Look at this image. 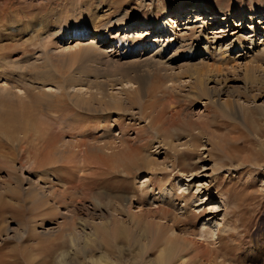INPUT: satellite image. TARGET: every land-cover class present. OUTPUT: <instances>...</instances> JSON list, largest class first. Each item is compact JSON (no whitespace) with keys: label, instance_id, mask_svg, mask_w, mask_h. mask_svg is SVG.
<instances>
[{"label":"rangeland","instance_id":"1","mask_svg":"<svg viewBox=\"0 0 264 264\" xmlns=\"http://www.w3.org/2000/svg\"><path fill=\"white\" fill-rule=\"evenodd\" d=\"M194 8L205 17L247 15L207 28L211 42L220 37L210 45L212 53L217 48L213 68L202 71L218 78L208 83L216 103L195 93L191 77L208 56L193 66L184 58L187 47L205 46L197 38L201 23L185 29L186 10ZM169 15L188 46L172 50L180 58L167 69L136 61L154 56L157 46L123 59L126 49L116 44L112 59L101 54L112 49L109 40L90 50L73 44L80 28L88 29L82 42L108 24L112 36L135 38L133 31ZM252 18L264 20V0H0V59L14 63L3 66L13 80L9 74L0 82V264H55L70 249L73 227L81 235L85 223L90 254L107 252L118 226L102 232L103 223L169 201L179 216L186 204L197 215L186 228L211 222L234 234L208 255L220 262L216 249L226 246L224 264H264V25L255 59L236 43L250 41ZM147 189L153 192L143 196ZM161 190L175 199L160 197Z\"/></svg>","mask_w":264,"mask_h":264},{"label":"bare ground","instance_id":"2","mask_svg":"<svg viewBox=\"0 0 264 264\" xmlns=\"http://www.w3.org/2000/svg\"><path fill=\"white\" fill-rule=\"evenodd\" d=\"M181 12L182 11L175 12L176 15L174 18L178 19V21H177L178 23L183 20V19L181 20V18H178L180 16L179 13H181ZM185 15H187V18H185L186 21H188L187 27H189L190 25L198 24V23L202 24V26L196 32H198L197 38L199 39V41H201V42L203 40L205 41V46L202 47V45H195V46L187 47L188 52L185 53L184 58L189 61L188 64L190 66H193L194 64L191 65V63L194 62L195 60H198L199 57H201L202 55L208 56L207 58L206 57H203V59L200 58L201 60L199 61L198 64H196L197 65L196 67H198V65H200V67L197 68L195 73L191 74V77H193L195 80V84H196V88H197V92H195V93L199 97L205 98L206 100H208L211 103H213V101L216 103V100H214V97H215L214 95H217V93L214 92L215 90L212 91V89H210L208 86L210 83L215 82L216 77H214V75H212L213 72L208 73L209 71H205L203 73L202 71L207 69V68L209 69L210 67H212L214 65V64L213 65L210 64L209 61L213 58V56H214L213 53L216 51L217 48L213 47L212 48L213 53H212L210 50V47H211L210 45H213L212 43H214L215 41H217V43H218L220 41L219 40L220 37H215V39H213L211 42L208 35H205L207 33L206 32L207 28L209 26H216L218 23L235 24L236 20L246 19L247 15H245V14H236V15L230 14V15H218L215 18H213L212 16L211 17L210 16L205 17L206 12H203V10L199 9V8H194L192 10H186ZM172 16L169 15L162 22H157V23L151 22L149 24V26H147L148 27L147 30L136 31L135 33L133 31L135 38H133L134 36L130 37L131 35L128 34V31H127V35H129V36H126L124 38H118V37L112 36V34H109L108 31L113 30V28L110 24H108V25H104L103 27L100 26V28L96 27L95 32H94L95 37H93L91 39H87L88 41H86V42H82L83 40H81V39H86V37H88V29L86 27L80 28L75 33L76 41L75 42L73 41V44L75 45L74 46L75 48L79 47V49H80L83 47L85 49L90 50L93 48L96 49L98 47V43L100 45V43H102V44L107 43V41L109 40L110 44H112L111 50H108V51H101V49L100 50L98 49V50L102 52L101 54H105L107 57L112 58V56L115 55V53L113 54V48H115L116 44L124 46L126 51H125V53L123 52L124 54L121 55V57L123 59L131 58V56L133 54H136L140 51L146 53L150 48H154L157 46L155 49L156 53L154 56H151V57L146 58L144 60H140V59L138 60L137 59L136 61H137V63L143 64L144 66H145V64H148L147 66H150L152 64L151 65L152 67L155 65L154 66L156 69L155 71H157V68H158L157 66H159V68L167 69V67L174 64V62L179 57L177 54V50L179 48L177 46H179L180 49L181 48L184 49V48H186V46H188V45H186L187 40L182 36H178L179 34L175 30V26H174V23L176 21L173 20ZM208 18H212V19H208ZM252 20L255 22H254V27L251 29V35L252 36H251L250 41H247V40L243 41L241 38H238V39H236V43L239 44V47H240L239 52H241L242 54L244 53V55H242L244 58L245 57L249 58L250 56H253L254 58L253 57H251V58L255 59L257 57L255 55V50L258 49V46H257L256 41L254 39L257 37V35L259 33V29H260L259 25H264V20L263 21L261 20L260 23L258 22L259 24L256 22L255 18H252ZM162 23H163V25H162ZM121 24L122 23H119L118 25H121ZM127 26L131 27V25H127ZM190 28L191 27L185 28V29L187 30ZM201 28L203 30H201ZM119 29H122V28H119ZM152 31H153V33H152ZM168 31L171 33V36H169V37L164 36L165 34L168 33ZM156 33H158V34H156ZM155 34L157 35L155 40L150 41V38L153 37L152 35H155ZM130 39L131 40L134 39L132 43H131ZM175 47H177V50L175 52H173L172 55H169ZM221 49H222V47L220 45V51H221ZM249 54H251V55L248 56ZM116 56H119V55L116 54ZM12 62L6 61L4 58L0 59V71H3L2 73H0V82H2V81L4 82V81L9 80V78H10L9 74H11V73H6L5 67H3V66H6L7 64L11 66L14 64V63L12 64ZM196 67H195V69H196ZM168 68H170V67H168ZM189 70H191V69H188V71ZM209 70H211V69H209ZM215 70H213V71H215ZM186 71H185V73H186ZM11 76H12V80H13L14 76L12 74H11ZM177 79H179V77ZM217 79L218 78H216V81H217ZM180 81H181V79H180ZM22 83H24V82H22ZM141 83H143V82H141ZM17 84H18V81H17ZM177 84H181V82L179 83L177 80ZM182 86L183 85H181V87ZM1 87H2L1 90L4 89L3 92H5V90H6L5 93H8L7 89L5 88L6 86L3 85ZM12 87H13V85H12ZM12 87L9 88L7 86V88L10 89L9 93H12L11 92L12 90H16V89H13V88H16L15 85L13 88ZM11 88H12V90H11ZM145 90L148 92L147 87ZM8 95H10V94H8ZM139 96L141 97V95H139ZM198 100H199V98H198ZM81 102H83V101H80V103ZM118 106H119V104H118ZM238 109L240 110V108H238ZM233 110L235 112V109H233ZM235 114H236L235 115L236 118H239V115H240L239 112L237 111V112H235ZM145 166H147V165H145L143 163V164H140L138 166V168L142 169V168H145ZM132 172H133L132 167H128V169H126L127 175L131 174ZM151 191H150V189H147V191H144L143 196H145V194L147 195V194H150L153 192V191L152 192ZM161 192H162V190H161ZM167 196L172 198V199H175V194L173 192H168V193L162 192L160 195V197H167ZM185 201H186L185 197H183L182 203H185ZM187 205L188 204H186L185 207L182 208L183 210L185 209V212H183L182 215H180V216L176 213V210H174L175 207H174V205H172V202L169 201V202H166L165 204L158 206L156 208L150 207L149 209L142 211L137 216L136 215L134 216V214H133L132 216L126 217L125 220L120 219L119 217H118L119 219L115 218V217L110 218L111 219L110 222H107V224L103 223L104 225L102 224V226H103L102 232H108L110 230V227H109L110 224H112L116 227L118 226V227L115 228L113 231V236H111V238H112L111 243L105 242L104 246L107 249V252L102 251V252H99L98 255L97 254L91 255L90 254L91 252H89L88 246L92 242L91 240L93 238V235L88 234V232L86 233V231H87L86 230L87 227L85 225L86 223L82 224L81 232H79V233H81V235L80 234L77 235L78 230L74 226L73 227L75 229L74 232H76V233L71 234L69 236L70 237V240H69L70 241L69 242L70 243V249H66V250H64V252L62 251L61 254L58 256L56 254L57 257L56 258L54 257L55 258V264H224L225 263L224 258L226 257L225 256L226 253H223V251L225 250L224 248L226 246H221L220 250L216 249V252L220 251V254H222V256L220 255V262L217 260V258L212 257L211 255H208L207 252L213 244L216 246L217 244L220 243V245H221V243L223 241L224 243H226L228 245L229 240L235 237L234 234L232 235V234L228 233L229 235H224L227 232V230H226L227 227L225 228V226L222 229L221 228L220 229L219 228L218 229H214V228L211 229V222L203 224L201 230H199V231L186 228L191 223L192 217L197 216L195 214L191 216V214H190L191 209ZM171 209L173 210L172 212H171ZM214 209L219 210V206L218 207L216 206L215 208H213V210ZM120 213L122 216L121 210H120ZM123 214H125V213H123ZM179 230L182 231L184 233V235H187V236L183 235L182 238H179L177 235V231H179ZM247 231H248V229H247ZM238 236L239 235L237 234L236 237H238ZM176 242H179L178 246L175 245ZM134 246L138 247V249H137L138 252H136L135 255L133 254L134 256H131V253H132L131 249L134 248ZM189 251L193 253V255H194L193 258L196 259L197 261H199L198 263H196L197 261L192 263L193 261L191 262L187 258V254ZM155 253L157 254V257H154L155 259H153L152 257L154 256ZM73 256L74 257L80 256L81 259L86 263H79L78 261H75V258Z\"/></svg>","mask_w":264,"mask_h":264}]
</instances>
